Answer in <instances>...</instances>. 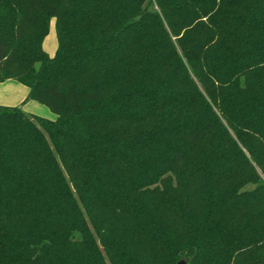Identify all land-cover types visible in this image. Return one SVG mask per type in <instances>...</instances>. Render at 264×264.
Wrapping results in <instances>:
<instances>
[{
    "label": "trees",
    "instance_id": "16d2710c",
    "mask_svg": "<svg viewBox=\"0 0 264 264\" xmlns=\"http://www.w3.org/2000/svg\"><path fill=\"white\" fill-rule=\"evenodd\" d=\"M7 79L0 264H264V0H0Z\"/></svg>",
    "mask_w": 264,
    "mask_h": 264
},
{
    "label": "rangeland",
    "instance_id": "374dc122",
    "mask_svg": "<svg viewBox=\"0 0 264 264\" xmlns=\"http://www.w3.org/2000/svg\"><path fill=\"white\" fill-rule=\"evenodd\" d=\"M42 47L48 53H52L55 48V38L53 33L52 20L50 21L48 31L43 38ZM0 84H3L0 87L1 104L19 105L29 113H35L48 118H53L55 116V113L43 103L38 102L33 98H25L27 94L26 89L29 90L28 86H26L25 84L17 82L13 79L4 80L0 82ZM20 87L21 89H19ZM23 90H25V92H23ZM19 96H21V99H19Z\"/></svg>",
    "mask_w": 264,
    "mask_h": 264
},
{
    "label": "water",
    "instance_id": "95a60500",
    "mask_svg": "<svg viewBox=\"0 0 264 264\" xmlns=\"http://www.w3.org/2000/svg\"><path fill=\"white\" fill-rule=\"evenodd\" d=\"M174 264H189V262L186 261L185 257L178 258Z\"/></svg>",
    "mask_w": 264,
    "mask_h": 264
},
{
    "label": "crops",
    "instance_id": "0c3cea01",
    "mask_svg": "<svg viewBox=\"0 0 264 264\" xmlns=\"http://www.w3.org/2000/svg\"><path fill=\"white\" fill-rule=\"evenodd\" d=\"M54 33V32H53ZM43 42V41H42ZM7 80H9V79H7ZM16 81V80H15ZM7 82H9V81H7ZM18 82V81H17ZM3 84H0V87L2 86ZM12 86H14V85H12ZM19 89H21V87L19 88ZM26 91H27V93H28V90L26 89ZM23 92H25V90H23ZM11 95H12V93H11ZM25 98H27V94H26V96H25ZM24 98V99H25ZM19 99H21V96H19ZM18 101V100H17ZM8 105H10V104H8ZM13 105V104H12ZM19 106V105H18Z\"/></svg>",
    "mask_w": 264,
    "mask_h": 264
}]
</instances>
